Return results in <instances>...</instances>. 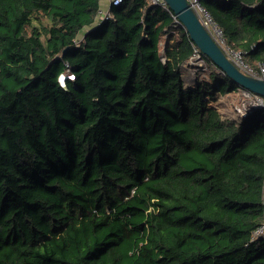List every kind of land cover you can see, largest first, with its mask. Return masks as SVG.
Wrapping results in <instances>:
<instances>
[{"label":"trees","instance_id":"trees-1","mask_svg":"<svg viewBox=\"0 0 264 264\" xmlns=\"http://www.w3.org/2000/svg\"><path fill=\"white\" fill-rule=\"evenodd\" d=\"M102 1L0 0V264H264V106L220 113L168 6ZM197 1L259 71L264 0Z\"/></svg>","mask_w":264,"mask_h":264},{"label":"water","instance_id":"water-1","mask_svg":"<svg viewBox=\"0 0 264 264\" xmlns=\"http://www.w3.org/2000/svg\"><path fill=\"white\" fill-rule=\"evenodd\" d=\"M164 1L181 22L184 30L201 54L208 57L213 64L241 88L264 96V77L252 76L245 73L226 56L188 0ZM262 205L264 208V185Z\"/></svg>","mask_w":264,"mask_h":264},{"label":"built area","instance_id":"built-area-1","mask_svg":"<svg viewBox=\"0 0 264 264\" xmlns=\"http://www.w3.org/2000/svg\"><path fill=\"white\" fill-rule=\"evenodd\" d=\"M149 3L151 4H156V5H161L163 7H167L166 3L164 0H147ZM191 5L193 6V3H197L198 7L201 9L202 12H204V16L206 18V23L209 22L211 24L212 20L209 17V15L207 14V12L198 4L197 0H188ZM109 4L107 7H104L103 5L100 6V9L98 10L97 13V18L99 20H105L108 18L112 17V12L110 10L111 5H118L122 2V0H108ZM175 25H182L181 22L178 20V18L175 16V14L172 15ZM202 21V20H201ZM204 24V23H203ZM205 25V24H204ZM214 25V24H213ZM215 26V25H214ZM217 28V26H215ZM218 29V28H217ZM219 30V29H218ZM220 32V38L222 40V44L217 43L220 45V47L223 49V51L225 52L226 56L242 71H244L245 73L252 75V76H257V77H264V66L263 65H259V68L257 70L251 68L250 66H248L244 60H243V56L239 51L236 50H232L229 47H227L221 37V31ZM215 39V38H214ZM216 40V39H215ZM196 50H198L196 48ZM199 51V50H198ZM198 56L200 59H202L200 57V54L198 52H195L194 57ZM192 58L190 60H192ZM184 64H182L180 66V69L183 71V66ZM193 65V62L191 64V66ZM64 74H61L59 76V81L61 84L64 83L65 78H63ZM69 77L71 79H73V76L71 74L69 75H65V77ZM238 93L242 94V101L240 103V105H237L234 107V112L236 113L235 116H230V118L237 120L238 118H243L245 117L252 109L257 108V107H261L264 106V96L249 92L243 88H241L240 90H238ZM264 230V226L259 228L257 230V233L263 234L261 231Z\"/></svg>","mask_w":264,"mask_h":264},{"label":"rangeland","instance_id":"rangeland-1","mask_svg":"<svg viewBox=\"0 0 264 264\" xmlns=\"http://www.w3.org/2000/svg\"><path fill=\"white\" fill-rule=\"evenodd\" d=\"M192 7L197 13V15L200 17L202 22L205 24V26L207 27L208 31L213 36V38H215L218 43L222 44L219 30L213 24L209 22L206 23V18L204 16L205 14L198 7L197 3H193ZM79 37H81V35H79ZM189 66L191 67V71L186 72L187 74H185L184 72L185 70L183 71L184 74L183 76L185 79L192 80L193 78L195 79L196 77L198 78V80L199 79L208 80V70L202 59L197 61H194L193 59V65L191 66L190 64ZM63 78H65V75H63ZM187 83H194V82H186L185 84ZM242 99H243L242 94L241 93L239 94L238 91L230 92L229 95H227V97L224 95L221 98L223 103V105L220 107L221 113L227 117L235 116L236 113L234 112V107L240 105ZM261 232L264 234V230H262Z\"/></svg>","mask_w":264,"mask_h":264},{"label":"bare ground","instance_id":"bare-ground-1","mask_svg":"<svg viewBox=\"0 0 264 264\" xmlns=\"http://www.w3.org/2000/svg\"><path fill=\"white\" fill-rule=\"evenodd\" d=\"M193 59H194V61L200 60V58L198 56H196V57L192 58V60H189L187 63H184V65L182 66V68H183V71L185 70L184 71L185 74H187L186 72L191 71V67L189 65L192 64Z\"/></svg>","mask_w":264,"mask_h":264},{"label":"crops","instance_id":"crops-1","mask_svg":"<svg viewBox=\"0 0 264 264\" xmlns=\"http://www.w3.org/2000/svg\"><path fill=\"white\" fill-rule=\"evenodd\" d=\"M108 4H109L108 0H103V1H102V5H103L104 7H107ZM183 75H184V74H183ZM227 95H229V93L225 94L226 97H227ZM223 96H224V95H223ZM223 96H222V97H223ZM222 105H223V103H222V100L220 99L219 103H216V107H217V109L220 111V113H221L220 107H221Z\"/></svg>","mask_w":264,"mask_h":264}]
</instances>
